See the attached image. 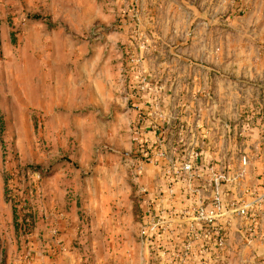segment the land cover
<instances>
[{
	"label": "rangeland",
	"instance_id": "1",
	"mask_svg": "<svg viewBox=\"0 0 264 264\" xmlns=\"http://www.w3.org/2000/svg\"><path fill=\"white\" fill-rule=\"evenodd\" d=\"M154 108L181 158L200 122L205 153L232 148L235 166L245 128L250 173L264 170V0H0V264L196 252L141 233L153 175L132 157L133 127Z\"/></svg>",
	"mask_w": 264,
	"mask_h": 264
},
{
	"label": "crops",
	"instance_id": "2",
	"mask_svg": "<svg viewBox=\"0 0 264 264\" xmlns=\"http://www.w3.org/2000/svg\"><path fill=\"white\" fill-rule=\"evenodd\" d=\"M84 99H86L84 105L88 107V98L84 97ZM84 99L81 97V102ZM56 105L58 106L59 103ZM149 105L152 106L151 103ZM60 107H67V105L62 104ZM129 113H131L130 110ZM154 114L155 117L151 122L145 120L139 123L137 121L133 130L138 142L142 143L150 151L144 170L145 174H152L153 179L152 183L148 187L146 186L147 188H144L143 191L153 195V200L151 201L153 204L152 211L156 219L151 228H158L157 230L164 244H168V242L176 239L178 241L175 242H186L190 245L191 249L193 248V251L194 248L196 249V252H192L190 256L185 258L182 256L178 257L176 264H180L181 261H183L181 264H220V260H223L225 264H264V200L259 204H255L256 209L254 211L258 217L257 235L256 240L251 244L246 243L240 229V219L236 215H231L221 220V226H225V237L222 243H218L215 237L205 238L199 235L197 238H192L188 233L189 225L187 220L193 216L191 208L198 203L208 206L215 194H220L222 210L224 212H228L232 201H235L237 204L255 203L264 194V188L258 186L261 180H263V176L261 178L260 175L264 173V170L252 175L250 173L251 163L249 162L245 167L241 164V159L247 157L246 150L243 149V147L245 148L246 141L241 138L243 135L245 136L243 133L245 128L241 130L242 132H239V142L235 146L237 149L240 148L242 156L239 157L234 166L232 164L234 163V157L230 154L232 148L228 151V156L225 153L224 156H221L219 151L216 152L215 150L209 154L205 153L206 145L201 140L202 137H205L202 135L208 131V128H205L202 123L198 122L195 130H192L193 140H190V136L188 137L189 146L194 145L195 147L197 144L200 148H203L204 161L206 159L205 156L209 155L208 159L213 161L214 174H206L199 180L191 183H187L184 180L176 183L170 176L169 168L165 167L162 158L158 156L160 150H167L170 143H176L172 139L174 137L173 132L175 131L170 129L168 124V116L170 114L162 110L156 111V109ZM227 129L229 128L227 127ZM178 132L176 135L179 136L180 131ZM258 145L257 147H261L262 143ZM148 170L151 172L149 173ZM255 175H258L256 176L258 178L257 184H251L249 180ZM165 200L166 207L162 204ZM160 202L161 204H159ZM158 232L155 237L156 239L151 237L150 245L153 243V245H157V242L159 243ZM176 253L171 254V252L159 251L155 257L163 260L169 258L171 255L175 256ZM260 259H262V262L258 263Z\"/></svg>",
	"mask_w": 264,
	"mask_h": 264
},
{
	"label": "built area",
	"instance_id": "3",
	"mask_svg": "<svg viewBox=\"0 0 264 264\" xmlns=\"http://www.w3.org/2000/svg\"><path fill=\"white\" fill-rule=\"evenodd\" d=\"M140 83L141 87H139V90L142 93H147L148 80L142 77ZM137 146H142V143L138 142ZM176 151V147H171L167 150H160L158 152V156L162 158L165 167L169 168L168 171L170 176L174 179V182L177 183L184 180L187 183H191L195 180H199L206 174H214L213 166L204 162V152L200 148L191 149L188 154L182 158ZM144 157V160H136L142 166L147 163L149 154ZM241 164L243 167L248 165L247 157L241 159ZM220 198V194L217 193L213 196L208 206L198 203L191 208L193 216L187 220L189 225L188 233L192 238H197L199 235L205 238L215 237L218 243H222L225 237V226H221V220L231 215H236L241 220L240 229L246 243H253L257 235L256 228L258 223V217L254 211L256 209L255 204H259L264 200V194L255 203L237 204L235 201H232L228 212L222 210V201ZM152 206L153 204L149 202L148 208L145 211L144 226L141 231L142 235L145 236L146 242H149L152 237L153 228L151 229V226L154 225V220L156 219L152 211Z\"/></svg>",
	"mask_w": 264,
	"mask_h": 264
},
{
	"label": "trees",
	"instance_id": "4",
	"mask_svg": "<svg viewBox=\"0 0 264 264\" xmlns=\"http://www.w3.org/2000/svg\"><path fill=\"white\" fill-rule=\"evenodd\" d=\"M149 154V149L145 148V146H137V147H133V153H132V157L135 159H139L140 160H144L145 159V155Z\"/></svg>",
	"mask_w": 264,
	"mask_h": 264
}]
</instances>
